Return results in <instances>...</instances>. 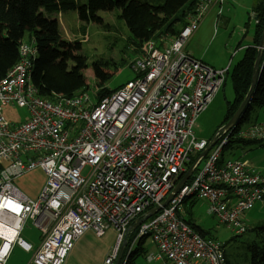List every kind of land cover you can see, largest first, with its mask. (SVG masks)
<instances>
[{"label":"built area","instance_id":"obj_1","mask_svg":"<svg viewBox=\"0 0 264 264\" xmlns=\"http://www.w3.org/2000/svg\"><path fill=\"white\" fill-rule=\"evenodd\" d=\"M224 4L203 0L166 47L145 42L133 65L138 75L96 103L87 93L56 95L53 102L40 97L30 79L35 47L21 43L19 60L0 79V264L14 244L33 250L34 264H64L83 234L107 231L115 242L102 264H114L124 239L128 254L149 240L166 264H226L224 244L199 234L183 214L187 201L203 199L208 213L237 236L246 232V212L264 204V172L241 157L221 159L231 129L209 141H196L192 133L228 66L211 67L185 45L208 10L215 6L219 14ZM6 107L25 108L28 118L15 124L4 117ZM262 127L237 135L264 139ZM208 146L201 165L168 199L191 156ZM34 169L46 179L31 200L13 181ZM142 218L130 241V227ZM28 223L41 233L37 245L24 234ZM154 258L146 256V262Z\"/></svg>","mask_w":264,"mask_h":264},{"label":"trees","instance_id":"obj_2","mask_svg":"<svg viewBox=\"0 0 264 264\" xmlns=\"http://www.w3.org/2000/svg\"><path fill=\"white\" fill-rule=\"evenodd\" d=\"M202 1L0 0V79L17 63L20 57V45L23 41L27 40L35 47V55L31 59L30 79L40 97L53 102L56 99V95L68 98L80 93H86L88 88L82 72L84 63L79 56L67 52L65 47L69 44L60 36L59 21L57 18L49 16L50 13H60L68 10L76 11L78 20L82 23V32H85L86 24H102V18L97 16L98 12L121 9L122 13L120 17L128 27V31L134 39L133 43L139 46V43L141 44L142 42L144 46L145 42L152 41L160 49L168 46L179 32L189 24L195 17ZM254 11L256 18H254L255 28L252 44L243 47V55L234 64L231 71L228 70L227 72L233 88V99L227 102L226 113L218 129L237 110L251 84L253 63L257 54L256 47L264 28V5L262 0L257 2ZM143 46L140 48L137 57L130 63V66L135 64L136 59L142 56ZM72 60L75 63L70 66ZM137 75L136 73L133 78ZM109 77L110 75L100 74L99 82L92 96H89L93 102L96 103L124 84L116 88H109L104 85ZM258 108H264V64L260 70L248 104L245 106L235 126L230 130L227 143L221 151V159H223V150L233 147L234 144L264 145V139H257L256 137L245 138L237 135L239 131H244L252 125L260 126L250 121L251 115ZM199 153L191 156L186 170ZM248 164H250L249 161ZM182 176L183 174L180 178ZM186 221L199 234L209 237L213 236L210 232L203 230L193 223L191 219L187 218ZM258 229L264 230V227L260 226ZM135 233L134 229L130 241H132ZM236 237L234 236L232 239ZM143 244L144 240L141 239L128 254V242L122 254L120 264L123 263V260L125 261L123 264H137L136 259L145 254ZM246 250L249 254L250 264H264V242L262 244L256 242L249 243L246 246ZM225 255L226 264H231L228 254L225 253Z\"/></svg>","mask_w":264,"mask_h":264},{"label":"rangeland","instance_id":"obj_3","mask_svg":"<svg viewBox=\"0 0 264 264\" xmlns=\"http://www.w3.org/2000/svg\"><path fill=\"white\" fill-rule=\"evenodd\" d=\"M258 1L260 0H225L219 14L218 8L213 6L205 14L196 32L188 39L185 50H192L197 54L196 57L200 56V59L217 67L216 69L228 66V70L231 71L243 55V47L252 44L255 28L252 9L254 10L253 7ZM121 13V9L98 12L97 16L102 18V24H86L85 32H82V23L74 10L49 14L59 21L60 36L69 44L65 47L67 52L79 56L84 63L82 72L88 88L86 93L90 97L99 82L101 73L110 75L104 84L109 88L120 86L133 79L136 74L134 64L130 66V63L137 57L143 45L142 42L139 46L133 43L134 39L120 17ZM237 46L240 47L237 48ZM74 63L75 61L72 60L70 66ZM232 99L233 88L226 75L224 85L193 123L192 133L196 141H209L212 135H216L224 119L227 102ZM3 115L6 119L19 124L28 118V111L25 108L12 110L6 107ZM250 121L261 127L264 126V108H258L251 115ZM237 157L248 160L251 169L254 167L257 171L264 172V145L234 144L233 147L223 150V159ZM85 172L86 170L83 171ZM45 179L40 169H34L16 178L13 184L31 200H36ZM183 214L185 218H192L193 223L210 232L212 237H216L224 244L231 264H250L246 250L247 244L264 242V230L258 229L260 226L264 227L263 203H256L246 213L245 223L248 228L245 233L238 235L235 239H232L234 235L225 224L208 213V205L203 199L192 198L186 202L183 206ZM25 228L27 234H35L30 223Z\"/></svg>","mask_w":264,"mask_h":264},{"label":"crops","instance_id":"obj_4","mask_svg":"<svg viewBox=\"0 0 264 264\" xmlns=\"http://www.w3.org/2000/svg\"><path fill=\"white\" fill-rule=\"evenodd\" d=\"M256 4L257 3H255V5ZM252 12L254 18H256L255 17L256 13L253 9ZM185 51L193 58L199 59L205 64L214 67L208 62L200 59V56L196 57L195 55L197 54L192 50L191 51L185 50ZM254 169L256 170V168ZM190 219L193 220L192 218ZM25 226L23 231L26 238L29 239L30 241H33L37 245L41 240L40 231L31 225L33 227V232H35V234L29 235L26 232ZM145 241L143 244V247L145 249V254L136 259L137 264H166L165 260L158 256V251L156 250L155 246L152 243H150L149 240H145ZM114 242H115L114 233L112 231H107L102 237H96L92 232H86L77 240L73 249L68 254L64 264H102L104 258L108 255V253L112 249ZM149 255H152L155 258L154 260H152V262L147 263L146 256ZM32 256H33V250H24L19 245L14 244L9 250V253L6 257L4 264H34L32 262Z\"/></svg>","mask_w":264,"mask_h":264},{"label":"water","instance_id":"obj_5","mask_svg":"<svg viewBox=\"0 0 264 264\" xmlns=\"http://www.w3.org/2000/svg\"><path fill=\"white\" fill-rule=\"evenodd\" d=\"M263 5H264V0H262ZM264 46V28L261 32L260 35V39L258 42V45L256 47L257 49V54L253 63V69H252V78H251V84L250 87L244 97V99L242 100V102L240 103L239 107L237 108V110L234 112V114L230 117V119L223 125L221 126L217 132L219 133V131L223 132V131H228L229 129H232L235 126V123L237 122V120L239 119L240 115L242 114L245 106L248 104L250 97L253 93V90L255 88V84L258 78V75L260 73V70L262 68V64H261V56H262V47ZM215 135V136H216ZM210 149V146L206 147L205 149H203L198 156L195 158V160L192 162V164L188 167V169L186 170L185 174L182 176V178L179 180V182L176 184V186L173 188L171 195L169 196L168 199H170L179 189L180 187L187 181V179L191 176L192 172L195 170V168L199 165L200 161L202 160V158L205 156V154L207 153V151ZM167 200H165L164 202H162V206L166 205ZM159 210V206L152 208L151 210H149L147 212V214L145 215V217L154 214L155 212H157ZM144 220V218L139 219L138 221H136L131 227L130 229H134L140 222H142ZM126 246V239H124L119 251H118V255L116 257V260L114 262V264H120L121 258H122V254L124 252V248Z\"/></svg>","mask_w":264,"mask_h":264},{"label":"clouds","instance_id":"obj_6","mask_svg":"<svg viewBox=\"0 0 264 264\" xmlns=\"http://www.w3.org/2000/svg\"><path fill=\"white\" fill-rule=\"evenodd\" d=\"M248 228V227H247ZM235 236V235H234ZM238 236V235H237ZM145 241V240H144ZM125 259V258H124ZM124 261V260H123ZM123 264V263H122Z\"/></svg>","mask_w":264,"mask_h":264},{"label":"flooded vegetation","instance_id":"obj_7","mask_svg":"<svg viewBox=\"0 0 264 264\" xmlns=\"http://www.w3.org/2000/svg\"><path fill=\"white\" fill-rule=\"evenodd\" d=\"M256 17V16H255Z\"/></svg>","mask_w":264,"mask_h":264}]
</instances>
